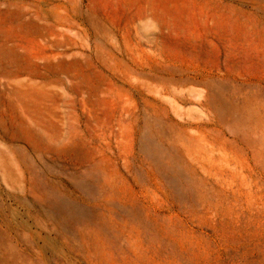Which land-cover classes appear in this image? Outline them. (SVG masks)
I'll return each instance as SVG.
<instances>
[{
	"label": "rangeland",
	"instance_id": "1",
	"mask_svg": "<svg viewBox=\"0 0 264 264\" xmlns=\"http://www.w3.org/2000/svg\"><path fill=\"white\" fill-rule=\"evenodd\" d=\"M0 264H264V0H0Z\"/></svg>",
	"mask_w": 264,
	"mask_h": 264
}]
</instances>
